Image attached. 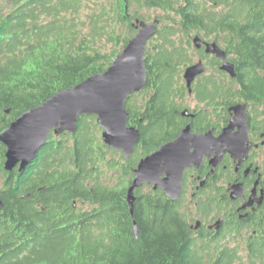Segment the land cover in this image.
<instances>
[{
	"label": "trees",
	"instance_id": "1",
	"mask_svg": "<svg viewBox=\"0 0 264 264\" xmlns=\"http://www.w3.org/2000/svg\"><path fill=\"white\" fill-rule=\"evenodd\" d=\"M144 7L174 15L146 50L144 89L126 102L128 125L137 126L141 145L126 163L175 131L171 99L189 63V41L179 46L173 40L175 26L187 38L198 28L204 41L222 44L243 85L241 96L264 106V0H0V132L52 94L104 72L119 53H106L105 42H120L123 29L129 35L124 48L135 32L131 21L145 19ZM201 80L203 99L211 95L207 85L213 91L216 85ZM217 89L227 102V88ZM138 99L143 107L135 106ZM100 131L95 116H80L74 134L51 132L22 173L3 170L0 144V264H245L236 250L217 247L212 257L207 245L198 247L181 207L159 189L136 190L131 213L132 173H115L129 167L103 144ZM251 238L248 264H264L261 241Z\"/></svg>",
	"mask_w": 264,
	"mask_h": 264
},
{
	"label": "flooded vegetation",
	"instance_id": "2",
	"mask_svg": "<svg viewBox=\"0 0 264 264\" xmlns=\"http://www.w3.org/2000/svg\"><path fill=\"white\" fill-rule=\"evenodd\" d=\"M195 32L197 34L194 37H198V28ZM217 45L224 51L227 60L232 62L222 44ZM193 48L196 53L195 62H189L180 70L183 72L178 73L177 97L171 99L172 105L176 107L175 122L171 123L175 131L167 141L150 153L137 157L131 165L126 162L134 157L136 151L139 152L141 145L138 139L129 159H124L129 169H118L115 173H132L133 179V173L142 158L162 144L175 141L187 128L188 133L182 147V189L179 199L175 202L187 218L196 245H207L216 249L220 240L232 235L239 236L245 244L250 242L251 237L260 240L264 248V106H258L253 100H245L241 96L243 85L240 78H231L221 71V60L212 53H206L205 46ZM199 52L202 57L198 60ZM207 59L216 65L210 74L205 73ZM199 61L204 64L205 72L199 76L197 74L188 87L184 71ZM203 77L215 80L216 89L213 91L211 86L207 85V92L211 95L205 94L201 99L198 97V88L202 93ZM218 78L224 79V83H219ZM217 86L227 88L230 95L227 102ZM189 98L194 101L192 109L186 105L190 103L186 101ZM239 104L245 105L244 124L236 122L237 116L232 109ZM135 106L143 107V99H138ZM135 128L137 129V126ZM224 131L227 133L225 138ZM198 136L200 139L207 136L209 141L208 144L205 143L201 158L198 156ZM116 152L124 158L122 152ZM4 163L5 156L3 170ZM11 172L18 173V166ZM147 187L152 188L146 184L142 186L144 189ZM190 203L194 204V209H188ZM192 213H195L194 217ZM190 219L193 220L189 221ZM218 221L221 224L216 228Z\"/></svg>",
	"mask_w": 264,
	"mask_h": 264
},
{
	"label": "water",
	"instance_id": "3",
	"mask_svg": "<svg viewBox=\"0 0 264 264\" xmlns=\"http://www.w3.org/2000/svg\"><path fill=\"white\" fill-rule=\"evenodd\" d=\"M158 20L152 23L136 19L132 27L136 34L129 39L122 51L114 57L102 73L88 76L71 88L56 92L39 105L28 109L0 132V144L6 149L4 170L11 172L18 166V173L24 172L37 158L41 149L48 143L51 132L55 136L61 133L74 134L78 118L82 115L95 116L96 124L101 128V141L112 150L122 152L128 160L139 139V131L128 125L126 101L140 92L146 82L144 54L147 42L155 35ZM198 49L205 46L206 53L214 54L222 64L219 69L231 78L236 77L235 65L229 62L224 51L215 42L203 41L199 36L192 39ZM205 72L204 64L189 66L184 71L187 86L196 75ZM236 113V122L245 123V105L232 108ZM8 113V110L5 111ZM188 129L179 137L162 144L151 154L142 158L133 173V179L126 192V202L132 213L135 201L134 192L143 185L152 186L172 202L179 199L183 177V141ZM227 136L226 131L223 137ZM198 136V156L204 153L208 140ZM199 160V159H198ZM0 199V209L2 208ZM221 224L216 223V228ZM134 237L138 239V226L132 222Z\"/></svg>",
	"mask_w": 264,
	"mask_h": 264
},
{
	"label": "rangeland",
	"instance_id": "4",
	"mask_svg": "<svg viewBox=\"0 0 264 264\" xmlns=\"http://www.w3.org/2000/svg\"><path fill=\"white\" fill-rule=\"evenodd\" d=\"M85 2H90V1H94V0H84ZM88 4H85V6L82 8L81 10V13L83 15V17H85L87 11H88ZM126 12L125 13H128L127 12V9L125 10ZM130 14L133 12V10H129ZM140 13L142 15L143 18H145L143 21L145 22H148V23H152L153 21L155 20H158L159 21V24L157 25V29L162 32V29L165 27L167 28L166 26H168L167 24L171 23L170 21V18L172 16L169 17V15H174V13L172 12H162L158 9H154V8H147V7H144V8H141L140 9ZM134 21H131V24L133 23ZM132 27V26H131ZM176 29L179 31L178 27L175 26ZM133 29L135 30V28L133 27ZM175 32L174 35H173V40L178 43L179 46H181L180 44V41L181 40H186L188 39L189 43L188 45H185V49L184 51L186 52V56H187V59L189 62L194 63L195 62V56H196V53L194 51V48H193V44H192V39L193 37L197 34L196 32L190 34L189 38L186 37V35L184 33H182L181 31L180 32ZM120 33V42H117V41H110V42H105V48L104 50L106 51V53H113V51H117V52H121L123 47L120 45L122 43V39L123 37L126 36L129 37V35L127 34V32H124L123 29H120L119 30ZM137 30H135L134 34L132 35V37L136 34ZM199 36V35H198ZM131 37V38H132ZM200 37V36H199ZM186 38V39H185ZM202 38V37H201ZM158 39V38H157ZM129 41V40H128ZM127 41V42H128ZM207 42H212V41H207ZM152 44H155V40H153V37L147 42V45H146V50L147 48H151ZM118 53V54H119ZM117 54V55H118ZM145 54H146V51H145ZM202 57V53H198V60L201 59ZM230 59V58H229ZM231 60V59H230ZM205 62V61H204ZM206 72L205 73H208L210 74L211 71L213 69H215L216 65L214 63H212L211 61H209L208 59L206 60ZM181 73L183 72L180 71ZM180 73V74H181ZM216 73V72H215ZM186 101L190 102L189 104H186L187 106H189V108H194V101L193 99L189 98L187 99ZM7 127V126H6ZM5 127V128H6ZM102 131V130H101ZM101 131H100V139H101ZM111 173H114V172H111ZM1 181V180H0ZM195 206L194 204L190 203L188 205V209L191 210V209H194ZM194 214L195 213H192L191 215L194 217ZM195 219V218H194ZM193 220V219H192ZM191 219L189 221H192ZM226 247L230 250H236V257H237V261H244L245 264H248V252H247V244H245L242 240L239 239V236L238 237H234L231 235V237H229L227 235V238L225 239H222L219 241V247ZM220 248L217 249V251H219ZM217 251L213 248V247H210V250H209V253L212 255V257H215L213 255H215V253H217Z\"/></svg>",
	"mask_w": 264,
	"mask_h": 264
}]
</instances>
